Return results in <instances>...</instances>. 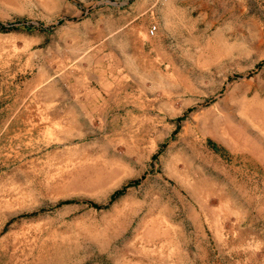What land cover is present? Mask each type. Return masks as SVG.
I'll return each mask as SVG.
<instances>
[{"label":"rangeland","instance_id":"374dc122","mask_svg":"<svg viewBox=\"0 0 264 264\" xmlns=\"http://www.w3.org/2000/svg\"><path fill=\"white\" fill-rule=\"evenodd\" d=\"M0 264H264V0H0Z\"/></svg>","mask_w":264,"mask_h":264},{"label":"crops","instance_id":"0c3cea01","mask_svg":"<svg viewBox=\"0 0 264 264\" xmlns=\"http://www.w3.org/2000/svg\"><path fill=\"white\" fill-rule=\"evenodd\" d=\"M174 170H177L178 168L176 167H173ZM214 181L210 178V177H207L206 175L204 174H201V176L193 181V182H190L188 183V188L190 189L191 193L194 195V197L198 198H203L204 196L199 194V193H202V189L205 188V190H210L213 186H214ZM203 186V187H202ZM216 193H220L221 195V199L224 203H229L230 201V196H228L227 194H225V190H217ZM215 193V194H216Z\"/></svg>","mask_w":264,"mask_h":264},{"label":"bare ground","instance_id":"6f19581e","mask_svg":"<svg viewBox=\"0 0 264 264\" xmlns=\"http://www.w3.org/2000/svg\"><path fill=\"white\" fill-rule=\"evenodd\" d=\"M51 258V257H50Z\"/></svg>","mask_w":264,"mask_h":264}]
</instances>
